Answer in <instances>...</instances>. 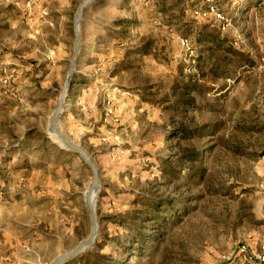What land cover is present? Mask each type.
I'll return each mask as SVG.
<instances>
[{
  "label": "rangeland",
  "instance_id": "obj_1",
  "mask_svg": "<svg viewBox=\"0 0 264 264\" xmlns=\"http://www.w3.org/2000/svg\"><path fill=\"white\" fill-rule=\"evenodd\" d=\"M82 1L0 0V264H49L92 229L93 172L71 148L56 161L35 138L64 146L49 118L75 55ZM211 3L225 18L209 13ZM79 37L76 72L84 57L90 79L113 73L97 80L96 108L62 118L99 164L97 237L108 240L110 264H239L263 253L264 0H92ZM211 45L229 57L226 71L215 73L203 51ZM206 124L203 137L179 134ZM191 151L206 169L197 184L184 179ZM166 198L161 222L146 223L157 238L151 249L122 252L120 220Z\"/></svg>",
  "mask_w": 264,
  "mask_h": 264
},
{
  "label": "trees",
  "instance_id": "obj_2",
  "mask_svg": "<svg viewBox=\"0 0 264 264\" xmlns=\"http://www.w3.org/2000/svg\"><path fill=\"white\" fill-rule=\"evenodd\" d=\"M209 41L213 42L215 41L214 38L211 36ZM218 44H223L218 43ZM227 50H229L230 52H232L233 54H236L237 56H239V58H241V62L242 64H244L243 62L249 64L253 63V60L247 56V54L245 53V51H241L239 49H237L236 47L229 45L227 46ZM203 51H207L208 54V59L210 60L211 58L214 59V64H212V67H214L213 69H216L215 73H219L221 68H225V65H227L225 63L226 60L229 59L226 57H221L217 54H215V50H214V46H207L206 48H203ZM244 60V61H243ZM223 71H226V68L223 69ZM178 102L181 103H185L187 105H191L193 103H195V100L191 99V100H184L183 98H179ZM217 125H214L213 128H216ZM210 127V124H206L200 127H196V129H192V128H188L186 126H182L179 130V134L181 135H198L199 137H203L205 136V132H208V128ZM212 128V129H213ZM37 139L41 140L42 143V147L44 148L45 145H48L51 149V153H56L58 151H63L64 149H60L55 143L52 142L51 139L47 138L46 136H39V137H35ZM190 157V164L187 167V169H189V173L185 175L184 179L187 182H191V183H199L201 182V180H204L205 178V172L206 169L202 166V160L203 158L198 157L199 155L197 154V152L191 151L188 154ZM167 163L170 164V161H167ZM166 171H170L171 169L165 168ZM170 199L166 198L164 200H160V201H148L147 204L149 207V209L152 210H142L139 212H131L127 215V220L125 221H121V223L123 225H125V227L128 229V236H126V241L125 242H121V251L125 252V254H128L132 257L133 254L136 255H140L142 249L146 248L148 250L151 249V244L149 243L150 239L152 241H155L157 238L154 237V235H148V227H152L147 225L146 223H148V221H153V222H161V218L159 217V214L156 213V211L164 209V208H171L170 207ZM178 208L184 209L185 204L184 202H176ZM127 221V222H126ZM153 237V238H152ZM97 241L94 245H92L91 247H89V250H86L85 252L82 253L81 256L79 257H75L74 259H71L70 261L66 262L65 264H110L111 260H112V256L109 254H106L105 252H103V249L107 246L108 244V240L107 239H100L99 237H97ZM126 261V260H125Z\"/></svg>",
  "mask_w": 264,
  "mask_h": 264
},
{
  "label": "water",
  "instance_id": "obj_3",
  "mask_svg": "<svg viewBox=\"0 0 264 264\" xmlns=\"http://www.w3.org/2000/svg\"><path fill=\"white\" fill-rule=\"evenodd\" d=\"M92 0H84L82 1L74 16V33L76 37V45H75V51H74V58L72 60L71 66L69 68V72L67 75V78L64 82V85L62 86L57 106L53 113L51 114L49 118V133L58 140L63 143L64 147L67 146L71 148L74 152L78 153L83 157L87 165L89 166L90 170L93 172V179L90 186V190L87 194L86 201L87 205H89L90 215H91V221H92V229L89 234V236L74 247L72 250L65 252V254L59 255L57 258H55L53 261H51L49 264H65L66 262L70 261L71 259H74L78 255H80L84 250L94 245L97 241V236L99 232V221L97 218L96 213V205H95V199L97 198L99 194V184H100V171L97 167V165L94 162L93 156L88 153V151L84 148L82 144H78L75 142L72 138H70L65 131L61 128V116L64 114L66 109V101L70 97V86L73 82V75L76 72V63L79 58V49H80V27L81 23L83 21L84 14L91 4Z\"/></svg>",
  "mask_w": 264,
  "mask_h": 264
},
{
  "label": "crops",
  "instance_id": "obj_4",
  "mask_svg": "<svg viewBox=\"0 0 264 264\" xmlns=\"http://www.w3.org/2000/svg\"><path fill=\"white\" fill-rule=\"evenodd\" d=\"M80 59H82V63L79 64L78 70L74 74L75 79L73 78V82L70 86V88H71L70 89V97L66 101V109H65V112L61 116V119H60L61 128L65 131V133L67 135H70V134L68 132H66V130L63 128L62 118L67 117L71 121H73V120H76L74 116H75L76 110H78L79 107H82V109L84 111L87 110L88 108H90L91 104H94L93 106L95 107L96 102H97V93L96 92L99 90L97 88V86H98L97 80H106L107 81V80L113 78L112 77V74H113L112 71L111 72L98 73V71L96 70L95 71L96 77L94 79H90L89 74H87L85 69L90 67L91 65H88L87 58L81 57ZM91 67H93V66H91ZM82 136H83V134H82ZM46 137L49 138V136H46ZM92 139H94V138H92ZM58 147L60 149H64V150L62 152L58 151V152L52 154L55 157V160L61 161L62 156H63V158L66 157L65 160H67L68 155H67L66 148L64 146H59V145H58ZM98 167H99V164H98Z\"/></svg>",
  "mask_w": 264,
  "mask_h": 264
},
{
  "label": "built area",
  "instance_id": "obj_5",
  "mask_svg": "<svg viewBox=\"0 0 264 264\" xmlns=\"http://www.w3.org/2000/svg\"><path fill=\"white\" fill-rule=\"evenodd\" d=\"M209 8H210L209 13L212 12L217 17L225 18L222 15V13L219 11V9L215 3H211ZM263 249H264V246H263ZM243 257H244L243 260L239 264H250V261L253 259L264 263V251H263V253L257 254V256H253V255L248 256L247 254H245Z\"/></svg>",
  "mask_w": 264,
  "mask_h": 264
}]
</instances>
